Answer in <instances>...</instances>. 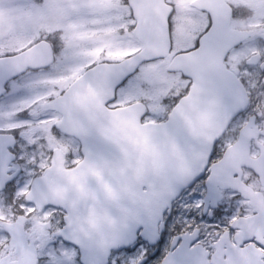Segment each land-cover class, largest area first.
<instances>
[{"label": "snow or ice", "instance_id": "6c2138e0", "mask_svg": "<svg viewBox=\"0 0 264 264\" xmlns=\"http://www.w3.org/2000/svg\"><path fill=\"white\" fill-rule=\"evenodd\" d=\"M0 264H264V0H0Z\"/></svg>", "mask_w": 264, "mask_h": 264}]
</instances>
